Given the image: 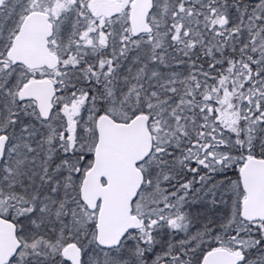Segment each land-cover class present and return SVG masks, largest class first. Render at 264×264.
Masks as SVG:
<instances>
[{
  "label": "snow or ice",
  "instance_id": "obj_1",
  "mask_svg": "<svg viewBox=\"0 0 264 264\" xmlns=\"http://www.w3.org/2000/svg\"><path fill=\"white\" fill-rule=\"evenodd\" d=\"M0 264H264V0H0Z\"/></svg>",
  "mask_w": 264,
  "mask_h": 264
}]
</instances>
